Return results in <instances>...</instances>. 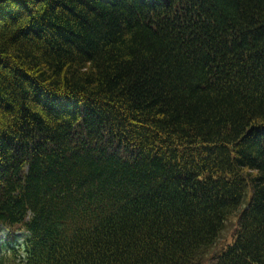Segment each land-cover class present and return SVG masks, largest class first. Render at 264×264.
<instances>
[{
    "label": "trees",
    "instance_id": "16d2710c",
    "mask_svg": "<svg viewBox=\"0 0 264 264\" xmlns=\"http://www.w3.org/2000/svg\"><path fill=\"white\" fill-rule=\"evenodd\" d=\"M0 232V264H264V0H0Z\"/></svg>",
    "mask_w": 264,
    "mask_h": 264
},
{
    "label": "rangeland",
    "instance_id": "374dc122",
    "mask_svg": "<svg viewBox=\"0 0 264 264\" xmlns=\"http://www.w3.org/2000/svg\"><path fill=\"white\" fill-rule=\"evenodd\" d=\"M233 222H235V219L233 218L228 221V224L230 225L226 227V229L222 233L220 241L218 242L217 246L213 248V251H211V253H214V252L217 253L221 251L222 248L226 245V243L230 241V239L232 238L233 232H234L233 228L231 229ZM0 238H3L2 233H0Z\"/></svg>",
    "mask_w": 264,
    "mask_h": 264
}]
</instances>
